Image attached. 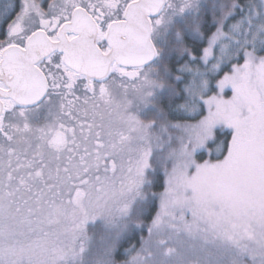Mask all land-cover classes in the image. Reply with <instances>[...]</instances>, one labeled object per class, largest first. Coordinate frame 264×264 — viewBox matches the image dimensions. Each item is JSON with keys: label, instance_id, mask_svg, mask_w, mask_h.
<instances>
[{"label": "snow or ice", "instance_id": "6c2138e0", "mask_svg": "<svg viewBox=\"0 0 264 264\" xmlns=\"http://www.w3.org/2000/svg\"><path fill=\"white\" fill-rule=\"evenodd\" d=\"M0 264H264V0H0Z\"/></svg>", "mask_w": 264, "mask_h": 264}]
</instances>
